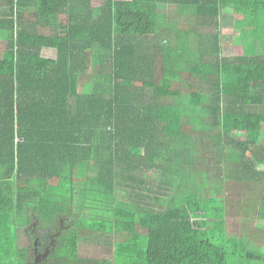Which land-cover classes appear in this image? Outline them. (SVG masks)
<instances>
[{
    "label": "trees",
    "instance_id": "16d2710c",
    "mask_svg": "<svg viewBox=\"0 0 264 264\" xmlns=\"http://www.w3.org/2000/svg\"><path fill=\"white\" fill-rule=\"evenodd\" d=\"M227 7L250 52H224ZM0 40V264L65 216L59 264L85 237L97 264H264L229 233L244 206L264 229V0H0ZM228 183L253 189L233 209L204 194Z\"/></svg>",
    "mask_w": 264,
    "mask_h": 264
},
{
    "label": "rangeland",
    "instance_id": "374dc122",
    "mask_svg": "<svg viewBox=\"0 0 264 264\" xmlns=\"http://www.w3.org/2000/svg\"><path fill=\"white\" fill-rule=\"evenodd\" d=\"M224 11H225L224 15L226 17L225 19L226 24L223 27L224 52L226 54H239V53L250 52L251 49L248 46V44H246V40H245L246 39L245 36L247 35L248 31L244 30L245 31L244 32L242 28L235 26V20H234L235 17H234L233 8L227 7L226 10ZM5 46H6V41L0 40V56L3 54V50ZM43 54L47 56H55L56 52H55V49L46 48L43 50ZM182 88H183L184 94L188 95L189 87L186 82H182ZM195 100L198 101V96H196ZM212 184H210V187L207 188V193L209 195L207 193H204V194L207 195L208 197H210V195H213L211 197H215L217 201L218 200L223 201V199L227 197L225 196L227 195L226 191L229 190L228 203L230 205L239 204V200L241 199V197H239L241 196L239 194L240 193L239 191L244 190L245 193H248L249 191L251 193V191L253 190L250 188H240V185L238 183H228L226 188L218 187L219 189L215 190L216 188ZM55 185L56 184H52L53 189L56 188ZM224 193L225 195H223ZM231 200H234V201H231ZM231 208L233 209V206ZM242 211L243 212L248 211V208L244 206ZM243 212L241 214L239 212L238 215L233 216L231 219H229L230 220V223H229L230 235H233L235 237H250L251 236V239H253L256 242L255 243L256 245H259V247H264V229L255 231V229L253 228V220H254L253 217L254 216L253 215H249L248 217L243 216ZM11 221L14 224H16L17 222L16 217H13ZM91 223L92 221L88 222V224H91ZM21 233H22L21 243L24 245H29V241L27 239V236L24 233V230ZM124 238L125 237L120 236L117 238V240L121 241ZM105 241L107 242V240ZM105 241H101V240L93 241L89 239L88 237H85L81 242L80 255L85 258H96V259L112 258L114 247L110 245V243H106ZM3 264H5V261L3 262Z\"/></svg>",
    "mask_w": 264,
    "mask_h": 264
},
{
    "label": "flooded vegetation",
    "instance_id": "af4514ba",
    "mask_svg": "<svg viewBox=\"0 0 264 264\" xmlns=\"http://www.w3.org/2000/svg\"><path fill=\"white\" fill-rule=\"evenodd\" d=\"M73 222V219L70 217H62L61 218V225L60 228L61 230H67L71 227V224ZM60 230V231H61ZM30 235L34 236V238H31V236L27 235V239L29 241V246L32 249V252L30 253V264H59V260L61 259V255H54L53 252L57 246V238L59 236L54 237V234H51L50 239L48 241V243H46L45 248L44 249H40L39 246L42 244L39 243V239L40 236L43 234V231L41 229H38V223L37 222H32L31 224V228H30ZM58 231V232H60ZM53 242L55 243V245H53ZM37 249V251H36ZM47 250H50V253L48 255H46V257L44 256H40L42 254H44ZM36 256H40L41 261L40 262H35L36 261ZM81 256V255H80ZM82 257V256H81ZM84 259V261L82 262H78L76 264H97L94 262H88L87 260H99L96 258H85L82 257Z\"/></svg>",
    "mask_w": 264,
    "mask_h": 264
},
{
    "label": "water",
    "instance_id": "95a60500",
    "mask_svg": "<svg viewBox=\"0 0 264 264\" xmlns=\"http://www.w3.org/2000/svg\"><path fill=\"white\" fill-rule=\"evenodd\" d=\"M61 234V231L60 232H57L56 234H54V237L56 236H59ZM53 245H55V243L53 242ZM37 251V249H36ZM50 253V250H47L44 254L40 255L41 257L44 256L46 257V255H48ZM40 256H36V261L35 262H40L41 259H40Z\"/></svg>",
    "mask_w": 264,
    "mask_h": 264
},
{
    "label": "crops",
    "instance_id": "0c3cea01",
    "mask_svg": "<svg viewBox=\"0 0 264 264\" xmlns=\"http://www.w3.org/2000/svg\"><path fill=\"white\" fill-rule=\"evenodd\" d=\"M224 10H226V8L224 9ZM227 13H229V12H227ZM224 14H225V11H224ZM223 14V27H224V25L226 24V22H225V19H226V17H225V15ZM235 20V19H234Z\"/></svg>",
    "mask_w": 264,
    "mask_h": 264
}]
</instances>
